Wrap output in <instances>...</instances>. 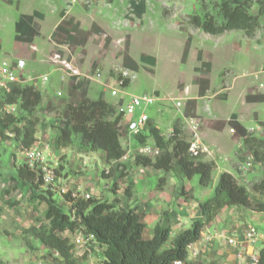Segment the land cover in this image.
Masks as SVG:
<instances>
[{
	"label": "rangeland",
	"instance_id": "obj_1",
	"mask_svg": "<svg viewBox=\"0 0 264 264\" xmlns=\"http://www.w3.org/2000/svg\"><path fill=\"white\" fill-rule=\"evenodd\" d=\"M132 1H125L124 7L117 0H0V61L11 63L26 79L46 75L50 78L48 73L24 69L20 65L24 61L31 64L39 52L37 57L43 59L41 62H49L55 68L62 66L53 57L57 53L62 54L79 67L83 75L102 72L103 79L116 80L126 73L128 84L124 89L130 95L155 93L182 101L181 107L166 100L157 101L147 108L154 124L166 138L171 136L174 122L181 119L185 125L184 138L188 142L198 138L208 147L209 153L211 148L201 139L205 136L203 133L209 131L208 139L211 141L228 140L231 135L227 126L223 131L215 130L225 125L240 123L245 128V137L254 135L264 138V16L259 15L258 1L250 0L249 11L259 15L261 22L254 37H248L243 31H229L214 36L194 28L191 17L202 12L199 0ZM243 1L236 0L235 3ZM217 2L219 0H207L208 11L217 14ZM72 5L78 8L75 13L77 18L94 21V28L91 29L88 22L83 24L84 29L78 30L75 37L78 42L82 38L86 39L78 51L73 48L59 49V17L65 15ZM62 37L64 39L66 33ZM34 45H39L40 51L34 50ZM74 59L83 65L75 63ZM79 82L85 87L106 91L100 82L93 79L81 78ZM45 85L43 80L38 79L35 88L42 91ZM72 87L76 89V82ZM90 95L98 97L96 92ZM106 96L109 100L113 98L109 91ZM116 99L117 102L111 104L113 116L122 111L130 101V96ZM67 102H42L38 112L47 121H41L40 131L49 126L56 130L57 127L68 125L69 119L64 109ZM139 112L136 111L132 122L137 119ZM125 118L122 119V126H117L127 151L122 160L107 164L105 156H92L88 159L92 160L88 170L77 171L75 167L70 169L68 164L72 161V152L77 153L74 145L69 146L71 150H68V155L55 156L57 172L65 179L64 184L71 190L80 186L82 190L79 193L88 192L100 200L112 201L114 196L120 195L128 204L130 198H127L126 190L132 188L133 197L135 180L147 179L152 189L148 192L150 198L156 199L158 196L153 190L170 195L157 200L161 206V211L158 210L160 214L171 210L170 206L174 211L183 208L186 212L193 210L201 213L200 203L213 194V184L202 187L197 176L188 180L173 173L165 174L136 166L134 158L138 154H145L143 148L151 149L147 155L152 157L159 153V149L154 146L152 138L147 140L146 145H141L137 134L131 132L134 123H130V119L124 121ZM209 125L214 126L211 127L213 131L209 130ZM242 146L236 149L231 162L224 160L222 164L233 172L240 184L247 187L255 203L264 204V192L253 188L254 183L264 179V162L254 161V157ZM216 154L210 153L209 158L214 159V155L222 158L220 153ZM208 155L200 153L198 157L207 160L205 157ZM21 161L20 148L16 142L0 141V264H61L60 258L51 249L25 232L31 226H39L43 222L47 203L40 202L37 195L47 194L48 187L42 185L34 194L24 185L17 175ZM65 168L67 172H64ZM216 173L214 171V176ZM86 175L90 183L85 184ZM163 176L167 182L160 189V178ZM84 185H89L87 190L83 188ZM54 199L63 211L68 210L69 203L63 198L55 194ZM217 218L221 219L219 225L222 231L233 232L237 228L253 226L264 236V211L232 206L224 208ZM239 222L242 225L234 229ZM186 225L190 226V223ZM71 234L67 232L64 236ZM203 243L204 238L201 237L199 258L189 260L193 264L216 261L203 257L213 244ZM220 244L226 246V243ZM263 246L264 241L258 244V247ZM102 252L100 250L98 255L86 257L99 262Z\"/></svg>",
	"mask_w": 264,
	"mask_h": 264
},
{
	"label": "trees",
	"instance_id": "obj_2",
	"mask_svg": "<svg viewBox=\"0 0 264 264\" xmlns=\"http://www.w3.org/2000/svg\"><path fill=\"white\" fill-rule=\"evenodd\" d=\"M219 0L217 14L208 11L207 0H199L201 13L191 17L194 28L214 36L229 31H243L248 37H254L261 27L259 15L264 16V0L259 3V15L252 14L251 1ZM264 28V25H263ZM128 81L126 80V85ZM43 101V94L29 83H14L10 91L0 88V141L12 140L18 147L30 148L38 140L41 118L37 111ZM16 106L15 112H8V106ZM64 109L68 116V125L57 127L52 137L55 149L75 146L78 153L88 154L101 151L107 164L122 160L127 154L122 142L118 124L124 112L113 116L111 104L105 99L82 97L77 102H67ZM184 123L177 119L173 131L166 138L150 119L145 132L137 134L141 145H146L152 138L154 146L159 149L155 156L138 154L134 161L136 166L149 167L161 172L173 173L179 178L192 180L198 177L202 187L213 184V161L202 160L189 153V142L184 138ZM243 149L254 157L256 162H264V138L249 135L243 139ZM20 181L35 194L43 185L41 176L21 161L17 168ZM124 176V175H123ZM166 177L160 178L159 188L163 189ZM134 185V184H133ZM255 191L264 192V179L254 183ZM132 188L126 190L127 198L132 197ZM47 194L40 193L37 198L47 203L44 220L39 226H31L26 233L40 243L59 253L61 264H82L73 254V244L65 232L83 229L93 234L103 247L101 264H193L188 258V246L201 239L202 232L226 207H245L264 211V204L255 203L245 185L228 171L222 172L214 186L213 194L200 203L201 217L193 220L191 226L172 235L171 210L160 214L154 226L153 236L143 237L146 223L138 205H121L119 196L112 201L80 197L74 199L66 194L71 203L63 211L55 202V193L46 189ZM116 192V191H115ZM117 194V192H116ZM259 264H264V246L259 250ZM204 264V263H198ZM208 264H222L211 261Z\"/></svg>",
	"mask_w": 264,
	"mask_h": 264
},
{
	"label": "crops",
	"instance_id": "obj_3",
	"mask_svg": "<svg viewBox=\"0 0 264 264\" xmlns=\"http://www.w3.org/2000/svg\"><path fill=\"white\" fill-rule=\"evenodd\" d=\"M117 1L120 2L121 5L124 6L128 0H117ZM129 1L131 2L132 0H129ZM132 3H136V1H132ZM124 7H126V6H124ZM77 10H78V8L76 7V5L75 6L72 5L70 10L67 11V13H65V15H61L59 17V23H58L59 33H61L62 35H64L66 33V37L64 39H63L61 34L59 35L60 36L59 49H62V48L68 49L69 48L71 50V48H73L75 51H78V49L80 48V44L82 45L86 41L85 38H82L81 42H78V39L75 38L78 34V30L84 29L83 24L86 25V24H88V22H89V27L91 29L94 28L93 27V23H94L93 19L85 21V19L83 20V19L76 17L75 13H77ZM56 26L57 25H55V27ZM91 40L93 41V39H91ZM87 42H89V39H87ZM33 49L34 50L39 49V51H40V46L34 45ZM39 53H37V56L39 55ZM25 54H27L29 56V53H27V51L25 52ZM37 56H36V58H34L33 62H30L31 64H28L27 61H24L20 65L24 69L29 68L30 70L31 69L40 70V71H42V73H44V74L48 73V75L50 76V78H48V81L46 82L45 89L42 91L40 90L43 94V101L42 102H44L46 100H49V101H56L57 100L59 103L66 102V101L77 102L79 99H81L82 97H85V96H88V97L93 98V99L102 98V99H105L106 101H108L110 104H115L117 102V99L114 97L112 98V100H109L107 98V96H106L107 91H101L98 88L85 87L84 85H82V82L76 83L77 87H76V89L73 90V87H72L73 83L76 82L75 77L67 75L66 72L62 68H60V67L55 68V66L49 62H46V63L41 62L43 59L40 57H37ZM74 61L77 64L81 63V65H83V63L79 62L78 59H74ZM91 92H96L98 97L95 98V97L91 96L90 95ZM37 114L41 118V121H43V120L47 121V119L42 116V113L37 111ZM127 119H130V118L126 117L124 119V121ZM56 121H57V118H56ZM122 123L123 122L121 121L119 123V125L122 126ZM226 126L229 128V130H230L229 132L231 135V138H229L228 140H225L222 142H218L215 140L211 141L208 139L209 138V134H208L209 131L203 133V135L205 134V136H203L201 138L204 141V143H206L211 148L210 153L213 152L214 154H216V152H217V153H220L221 157H222V158L216 157V155H217L216 154V155H214L215 156L214 159L209 158L210 153H208L209 155L205 157L207 159V161H214V163H215V168L213 170V188L216 185L218 178L222 172H225V171L231 172L230 170L225 168V166H223L224 160L231 162L232 155L235 156L236 149L242 145V141L245 137V133H244L245 128L240 123H235L234 125H225V126H222L218 129H215V130H222L223 131L226 128ZM209 127H210L209 130L212 129L210 131H213L214 126L209 125ZM211 127H213V128H211ZM53 136H54V130L50 126L46 127V129H44L42 131H40V130L38 131V137L42 141V143L47 142L48 140H50L52 142ZM68 150H71V148L67 147V148H62L60 150L52 148V153H53L54 157L57 156L58 154L64 155V153H67V155H68ZM72 153H71L72 154V161H69L68 164H69L70 169L75 167V169L77 171L78 170H82V171L88 170V168L91 166V162H92V160H88V159H91L92 156L93 157L105 156L104 153L101 151L91 152L88 154H81L78 152L76 153V151H73ZM67 159H68V157H67ZM147 168L152 169L149 167H147ZM214 171H217L215 176H214ZM64 172H67L66 168H65ZM231 173L233 174V172H231ZM68 179H69V177L67 178V180ZM88 181H90L89 176L86 175L85 184ZM88 183H90V182H88ZM135 183H134L135 193H134V196L129 199L128 204H133V205L139 206V210L142 212L144 221L147 225L144 232H143V237L146 239H149L153 236L154 226L160 219V212H158V210L161 211V206L158 204L157 200L160 201V199H165L164 198L165 195L167 197H169L170 195L166 192L164 194V191L153 190L156 192V194L158 196L156 197V199L150 198L148 192L152 189H151V183L149 182V180L144 179L143 181L142 180L140 181L137 179V180H135ZM88 186L89 185H86V186L84 185L83 188H85L87 190ZM119 197L121 199V205L126 206L128 201L124 200L120 195H119ZM170 209H171V224H172V228H173L171 238H173L175 236V234L178 233L179 231L189 228L191 226L193 220L199 219L201 217L200 213L194 212L193 210L186 212L182 208L181 211L180 210L174 211L172 206H170ZM186 220H187V222L190 223V226L186 225V223H187ZM220 220L217 218V220L215 222H212L210 225L206 226L204 231L205 232H213L214 229H221V227L219 225ZM240 224H241L240 222L237 225L235 224L234 229H236V227ZM239 228H242V227L240 226ZM240 231H242V229L237 228L234 232H240ZM263 241H264V236H262V239H260L258 241L256 247H258V244L260 242H263ZM258 248H260V247H258ZM235 252H236V250L231 248L230 246H228V245L224 246V244H220V242H216V243L212 244L211 248H208L206 254H204L203 257L207 258V260L219 259L222 264H234L236 257H237V254Z\"/></svg>",
	"mask_w": 264,
	"mask_h": 264
},
{
	"label": "built area",
	"instance_id": "obj_4",
	"mask_svg": "<svg viewBox=\"0 0 264 264\" xmlns=\"http://www.w3.org/2000/svg\"><path fill=\"white\" fill-rule=\"evenodd\" d=\"M53 60L59 65L62 66V69L66 72L67 75L73 76L76 78V83L81 78L93 79L94 81L100 82L101 85L105 88L106 91H109L111 96L114 98L130 96V101L124 106L122 111L124 116L130 118V123H134V127L131 128L133 134H140L145 132L147 128V123L152 116L147 112V108L156 103L157 101H172L176 107L182 106V101L178 100L171 96L157 95L155 93L145 94L143 96L130 95L124 88L126 86V73H123L121 77L114 80L103 79L102 72H95L94 74H85L83 75L80 68L71 63L67 58H64L62 54L57 53L53 57ZM43 80V83L48 81V76H39V77H29L28 79L23 78V75L20 74L19 70L14 68L11 63L8 61H0V88L10 91L11 85L14 83H26V81L34 86L37 85V80ZM8 112H15L16 106H8L6 109ZM137 110H140L139 115L136 120L133 121V116ZM132 120V121H131ZM197 135V134H196ZM198 137V135H197ZM189 142L188 151L192 155L198 156L200 153H209V149L200 140ZM52 142L48 140L47 142L42 143L39 139L35 144L30 148H21L20 154L21 159L28 167L36 171L43 180V185L48 187L55 194L63 198L67 203H71L69 200H66V194H70L71 198L78 199L80 197L90 198L91 194L88 192L79 193L81 187L79 186L75 190H71L68 185L64 184L65 179L59 175L57 172L58 164L56 158L52 153ZM151 151L146 147L142 149V152L147 155ZM67 233V232H65ZM64 233V234H65ZM63 234V235H64ZM208 235V236H207ZM69 236V235H68ZM207 236V237H206ZM204 238L203 244H212L215 242L226 243V245L236 250V260L234 264H259L260 248L256 247L258 241L262 239L257 229L253 226L245 227L240 232H227L220 229H214L213 232H202ZM73 244V254L76 259L82 262V264H101V257L99 256V262L90 260L86 256L97 254L100 250H103V247L99 246L98 241L96 240L93 234L84 232L83 229H77L75 232L69 236ZM200 243L201 239L197 242L191 243L188 246V258L194 259L195 261L200 256ZM55 255L59 257V253L56 251ZM98 255V254H97ZM177 264H185L180 261Z\"/></svg>",
	"mask_w": 264,
	"mask_h": 264
}]
</instances>
